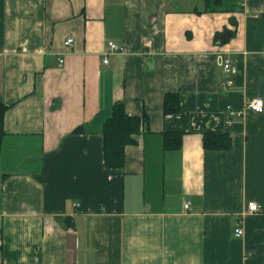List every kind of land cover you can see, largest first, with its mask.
Instances as JSON below:
<instances>
[{
	"label": "crops",
	"instance_id": "1",
	"mask_svg": "<svg viewBox=\"0 0 264 264\" xmlns=\"http://www.w3.org/2000/svg\"><path fill=\"white\" fill-rule=\"evenodd\" d=\"M108 42L120 50L104 64ZM254 97L264 0H0V264H264ZM116 103L141 124L111 168L102 129ZM173 132L180 147L165 148ZM205 133L230 147L204 148Z\"/></svg>",
	"mask_w": 264,
	"mask_h": 264
},
{
	"label": "trees",
	"instance_id": "2",
	"mask_svg": "<svg viewBox=\"0 0 264 264\" xmlns=\"http://www.w3.org/2000/svg\"><path fill=\"white\" fill-rule=\"evenodd\" d=\"M213 1L215 0H205V5L208 7ZM6 109L7 106L0 103V145L4 135L3 116ZM178 111V94H165L163 102L164 114H175ZM140 124V118L127 115L120 103L113 105L111 115L105 121L102 129L104 160L107 167L119 168L123 166L124 148L129 144L135 143L133 135L139 132ZM80 131H82L81 126L74 130V132ZM163 144L165 148H179L181 144V133H165ZM203 145L206 149H226L230 147V138L226 133H205Z\"/></svg>",
	"mask_w": 264,
	"mask_h": 264
},
{
	"label": "built area",
	"instance_id": "3",
	"mask_svg": "<svg viewBox=\"0 0 264 264\" xmlns=\"http://www.w3.org/2000/svg\"><path fill=\"white\" fill-rule=\"evenodd\" d=\"M72 39L68 38L64 41V45H70L72 43ZM120 50V47L118 45H116L114 42H108L105 48V51L103 53V60L102 62L104 64H106L109 60V57L115 53H117ZM60 62H63V60H60ZM223 70L225 73H234L235 70L231 69L230 67V61L228 58L223 59ZM229 84V82L227 83ZM247 109H250L254 112L257 113H261L264 109V103L263 100L260 97H254L252 100H250L247 105H246ZM231 115H237L240 116L242 114L241 111L235 112V111H231L230 112ZM77 205V204H76ZM184 207L187 208L188 204H184ZM247 207V211L250 213L253 212H257L259 210V206L257 203H255L254 201H248L246 204ZM244 230H243V226H242V221L239 220L238 222H236V224L233 227V236L236 238H239L243 235Z\"/></svg>",
	"mask_w": 264,
	"mask_h": 264
}]
</instances>
